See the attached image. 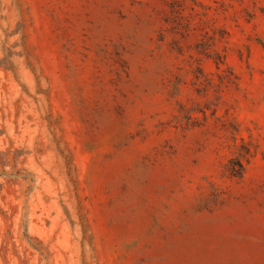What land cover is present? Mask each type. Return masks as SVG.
<instances>
[{"label": "rangeland", "instance_id": "rangeland-1", "mask_svg": "<svg viewBox=\"0 0 264 264\" xmlns=\"http://www.w3.org/2000/svg\"><path fill=\"white\" fill-rule=\"evenodd\" d=\"M0 264H264V0H0Z\"/></svg>", "mask_w": 264, "mask_h": 264}]
</instances>
